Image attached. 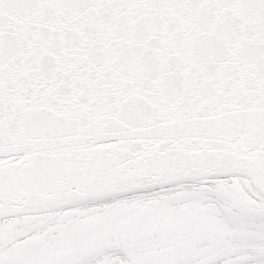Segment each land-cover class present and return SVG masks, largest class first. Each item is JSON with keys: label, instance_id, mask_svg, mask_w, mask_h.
I'll use <instances>...</instances> for the list:
<instances>
[{"label": "snow or ice", "instance_id": "1", "mask_svg": "<svg viewBox=\"0 0 264 264\" xmlns=\"http://www.w3.org/2000/svg\"><path fill=\"white\" fill-rule=\"evenodd\" d=\"M0 264H264V0H0Z\"/></svg>", "mask_w": 264, "mask_h": 264}]
</instances>
